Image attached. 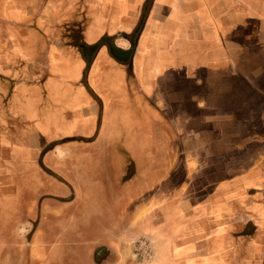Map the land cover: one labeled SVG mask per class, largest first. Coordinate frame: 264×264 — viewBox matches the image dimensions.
I'll use <instances>...</instances> for the list:
<instances>
[{
    "label": "crops",
    "instance_id": "crops-1",
    "mask_svg": "<svg viewBox=\"0 0 264 264\" xmlns=\"http://www.w3.org/2000/svg\"><path fill=\"white\" fill-rule=\"evenodd\" d=\"M259 46H264V0H0V207L8 202L12 210L29 198L27 207L37 196L39 220L32 218L26 227L35 223L33 235L60 244L64 234L78 236L69 238L75 264H264V227L255 224L261 217L264 226V208L252 207V195H235L228 205L221 189L233 183L207 197L204 191L211 187L204 183L202 199H196L194 183L173 182L179 164L169 168L163 161L194 157L193 143L210 149L216 137L211 127L246 124L238 107L241 79L262 80L259 68L252 66L246 75L238 67L264 62V56L250 55ZM227 72L234 91L224 84ZM144 118L152 128L139 129L144 136L133 140L142 152L136 158L129 150L133 162L117 183L115 203L104 204L109 182L101 194L100 187L89 186L77 161L98 152L107 124ZM217 135L214 157L243 158L235 153L243 138L236 132ZM175 143L186 150L171 151ZM227 144L233 150L224 149ZM255 154L264 156V148L246 157ZM147 158H154V167L140 170ZM20 191H26V200H20ZM250 191L256 197L264 189ZM66 205L84 209L80 226L73 218L62 224ZM112 208H118L115 218ZM240 214L244 221L238 223ZM226 215L243 228L251 223V232L240 234L232 220L224 225ZM9 221L3 222L1 212L0 253ZM14 222L17 232L23 221ZM141 237L154 257L131 263L126 245ZM242 239H251L245 254ZM38 245L34 242L30 255L45 256ZM228 245L234 246L229 252ZM100 252L105 258L98 260Z\"/></svg>",
    "mask_w": 264,
    "mask_h": 264
},
{
    "label": "rangeland",
    "instance_id": "rangeland-1",
    "mask_svg": "<svg viewBox=\"0 0 264 264\" xmlns=\"http://www.w3.org/2000/svg\"><path fill=\"white\" fill-rule=\"evenodd\" d=\"M9 20L14 18V16L8 15L7 17ZM7 19V20H8ZM260 32H263V29L260 28ZM250 55H252V58L260 59L262 56H264V46L255 47L249 50ZM186 59V58H185ZM253 66L254 69L259 68L260 70V76L261 79L258 83L259 79L256 78H246V80H243L244 78L238 77V79L242 80V85H240V89H242L241 100H239V108H243L244 111H240L241 114L244 115V121L246 122L245 125L241 126H216L211 127V131L214 132L212 136L211 142H210V149H206L207 147L203 146L202 143H193L190 144V146H194L191 150H189V154H194V157L191 156L188 159H183L180 157H174L173 159H166L163 160L164 164H166L167 167H177L179 164L178 172L175 173V177L173 178V182L176 183H182V182H189L190 184H195V191L192 194H195L196 199H202V187L205 183L210 184L211 189L205 190V196L208 195L213 196L214 193H216L215 190H217V187L219 185H224V183H227L228 185L230 183H233V186L228 189H224V187L221 189L222 191V200L227 199L228 205L235 201V195H237L239 198H243L245 195V192L250 193L249 195H252L253 202L255 209L258 208H264L263 205V193L257 194L256 197H253V194H255V191L250 190H256V189H264V156L262 157H256L257 154H255V157L251 156V158L246 157V152H257L258 150H261L264 148V62H256L252 61L251 63H243L239 64L238 70H243V72L247 75L251 72V67ZM249 72V73H248ZM227 78H225L224 84L228 86V91H231L233 88L235 80L230 79L229 72H227ZM249 79V80H248ZM48 87V86H47ZM230 87V88H229ZM235 88V87H234ZM234 88L232 91H234ZM118 92H122L121 87L118 88ZM241 101V102H240ZM133 103H135L133 101ZM53 105V104H51ZM252 108L253 111H250V114L245 109ZM247 111V115L245 113ZM233 110L228 111L229 114H231ZM139 112H135V114H138ZM127 120V119H126ZM133 121H136V119H132ZM132 120L128 121L129 124L126 122V125H123L122 122H119L117 120L112 121L111 123L106 125V136L105 139H103L105 142L102 144L101 148H99L98 152H88L89 155L85 156L82 159H78V166L84 170L87 171V174L84 175V178H89L90 185L93 187H100L101 188V194H104L106 192L105 188H102V186H106V182H109L108 185L110 187H107L109 189L110 198L108 203L104 204H114L115 203V196L117 193H119V189L116 188L117 183L123 174L125 170H127V167L129 166L130 162H133V160L126 155H128L129 150L130 152L134 153V156L137 158L140 155V152H142V147H139V145L144 146L143 144H138L137 149V142H134V137L136 136H144V133L136 132L139 129H151L152 126L147 125V121L144 119L137 120L138 124L132 123ZM148 127V128H147ZM151 127V128H150ZM101 129V127H100ZM222 131L225 132L227 136L229 137L230 134L237 133V136L239 139L243 138L242 147L239 148L241 150L235 151V153L243 155V158H228V159H218L217 157H214L213 151L219 150V142H218V135L217 132ZM100 132V131H99ZM113 139L109 140L111 134H113ZM159 133V132H158ZM108 135V136H107ZM120 135L123 136L120 137ZM108 138V139H107ZM251 138L252 141L248 142L245 141V139ZM250 139V140H251ZM141 140V139H140ZM139 140V143H140ZM209 144V143H208ZM205 144V145H208ZM146 146L149 145V143L145 144ZM79 147V146H77ZM134 147V148H132ZM227 149L229 151L230 149L233 150L229 144L224 147V149ZM145 152V156L148 155L149 149ZM171 151H182L186 149H181L179 146L175 143L172 145V148H170ZM211 150V151H210ZM140 151V152H139ZM80 152V151H75ZM203 152L205 155H203ZM229 154V153H228ZM210 155V156H209ZM264 155V154H261ZM179 156V155H178ZM206 156V157H205ZM249 156V157H250ZM260 156V153H259ZM141 158V157H140ZM189 164L191 169H189V172L186 171V166ZM165 166V167H166ZM221 166V168L219 167ZM154 167V158L146 160L145 164H141L140 170L149 171L151 168ZM104 172H100L99 170H103ZM185 169V170H184ZM98 170V171H97ZM186 172V173H184ZM171 174V172H170ZM250 175V179L245 180L247 175ZM248 175V176H249ZM99 179H95L96 177H100ZM245 176V177H244ZM166 177V175H165ZM27 183V182H26ZM105 192H104V191ZM108 191V190H107ZM215 191V192H214ZM187 192H184V197ZM224 193V194H223ZM20 200H26L27 194L26 191H20L19 193ZM106 195V194H104ZM103 195V196H104ZM8 196V195H6ZM194 196V198H195ZM5 197V195H4ZM11 197V195H10ZM235 197V198H233ZM231 198V199H229ZM72 197L68 199V202H70ZM207 198L206 200H208ZM247 199V198H246ZM248 199L251 200V198L248 197ZM5 200V199H4ZM30 199L28 198L27 201H24V203H28ZM249 202V201H248ZM261 202V203H260ZM12 203V202H11ZM13 203H16V199L13 201ZM38 203V197L34 196L32 198L31 204L26 207V204L21 206L18 205L17 208L16 205H13V208L11 210V205L8 202H4V205L0 207V213L2 212V219L3 222L5 221V218H9V226L7 228L4 225V231H3V238L1 242V248L2 253H0V264H42V263H50V264H75L76 263V255L75 257L70 255L71 250L69 249V246H71V240L69 238H75L78 237L76 235L72 234H64L62 235V242L60 244L59 239L50 237V242L47 239L44 238H38V234H34L36 231V225L34 223V227H26L27 221L29 220H39L40 214L39 210L40 207H37ZM97 203L101 204L100 201H97ZM260 203V204H259ZM237 204L240 205L238 202ZM96 205V204H91ZM90 205V206H91ZM20 206V207H19ZM89 206V207H90ZM96 207V206H95ZM250 207V206H249ZM72 205H66L64 214L65 217L63 218L62 224H65L67 219L73 218L75 220L74 226H80L82 222H80V215L84 212V209L82 207L74 208ZM97 207L93 209V212L96 211ZM104 209V208H103ZM33 210H35V214H33ZM73 210V211H72ZM102 210V208H101ZM100 210V211H101ZM264 210V209H262ZM98 211V210H97ZM97 212L96 215L99 214ZM243 211V210H242ZM115 212H118V208H112V212L109 214L112 215L113 218H115ZM72 216V217H71ZM99 216L104 220V215L99 214ZM77 217V218H75ZM243 215H238L237 222L240 223L241 221H244ZM18 219L19 222L23 221V225H20L17 232H15V226L16 222L12 223L13 220ZM97 220V218H96ZM235 222L232 226L235 227L236 221L233 218H229V215H226V217L223 220V224L225 225L227 223ZM128 221V218L126 217V220L121 225L125 224ZM247 222V221H246ZM255 223L258 227H264L262 223V218L259 217L258 220ZM95 224V221H93ZM4 224V223H3ZM120 224V223H119ZM239 226L240 234L245 235L246 233L251 232V223H246L244 228L240 224H236ZM73 226V225H72ZM27 228V229H26ZM1 231V230H0ZM253 233H255V230H252ZM255 235V234H254ZM253 235V236H254ZM34 236V237H33ZM64 239H66V242H64ZM139 239V238H137ZM135 239L133 242H129L128 245H126L127 249H129L128 252V258L131 260V263H138L139 258L146 259V261L151 260V257H154L153 254L150 253V250L148 247L150 246V242L145 240L144 238H140V240ZM252 239V238H251ZM251 239L247 242H250ZM246 241V240H245ZM244 239H242V246L243 250L242 253L245 254V250L247 248H244L247 246V242H245ZM35 247L36 244L41 248H45L47 250V254L45 256H38L36 255H30L29 249L34 244ZM44 242V243H42ZM64 242V243H63ZM104 242V241H103ZM67 245V246H66ZM239 246V245H238ZM241 246V245H240ZM239 246V247H240ZM228 252L232 250L234 246L228 245ZM125 249V250H127ZM131 249V250H130ZM126 252V251H125ZM149 253V254H147ZM99 257L97 256V259ZM128 259V260H129ZM101 260V259H98Z\"/></svg>",
    "mask_w": 264,
    "mask_h": 264
},
{
    "label": "flooded vegetation",
    "instance_id": "flooded-vegetation-1",
    "mask_svg": "<svg viewBox=\"0 0 264 264\" xmlns=\"http://www.w3.org/2000/svg\"><path fill=\"white\" fill-rule=\"evenodd\" d=\"M97 256L99 257L98 259H103V258H105V255H104V254H101V252L98 253Z\"/></svg>",
    "mask_w": 264,
    "mask_h": 264
}]
</instances>
